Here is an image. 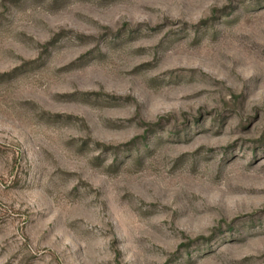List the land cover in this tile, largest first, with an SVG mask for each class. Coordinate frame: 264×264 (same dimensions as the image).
I'll return each instance as SVG.
<instances>
[{
    "label": "rangeland",
    "instance_id": "374dc122",
    "mask_svg": "<svg viewBox=\"0 0 264 264\" xmlns=\"http://www.w3.org/2000/svg\"><path fill=\"white\" fill-rule=\"evenodd\" d=\"M0 264H264V0H0Z\"/></svg>",
    "mask_w": 264,
    "mask_h": 264
}]
</instances>
